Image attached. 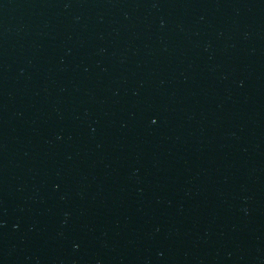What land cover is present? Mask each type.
<instances>
[{"label":"water","instance_id":"water-1","mask_svg":"<svg viewBox=\"0 0 264 264\" xmlns=\"http://www.w3.org/2000/svg\"><path fill=\"white\" fill-rule=\"evenodd\" d=\"M0 264H264V0H0Z\"/></svg>","mask_w":264,"mask_h":264}]
</instances>
